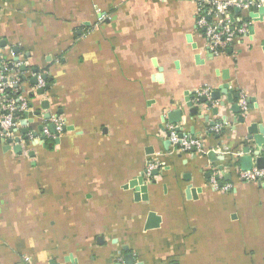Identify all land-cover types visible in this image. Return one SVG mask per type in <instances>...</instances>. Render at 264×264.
Returning <instances> with one entry per match:
<instances>
[{
	"label": "crops",
	"instance_id": "0c3cea01",
	"mask_svg": "<svg viewBox=\"0 0 264 264\" xmlns=\"http://www.w3.org/2000/svg\"><path fill=\"white\" fill-rule=\"evenodd\" d=\"M196 7L0 0V57L49 80L40 93L32 77L24 82L28 115L11 142L0 138V264H124L129 253L134 264H264V182L223 168L218 184L232 187L209 183L228 157L239 165L248 125L264 126V12L244 13L252 31L212 56ZM223 84L227 93L202 113L187 104L197 89ZM176 109L181 120L172 123ZM52 113L64 130L42 140ZM213 123L223 124L219 133H209ZM168 124L199 137V149L174 147ZM210 147L224 158L211 161ZM150 162L158 172L143 176L147 198L135 199L128 183ZM149 211L160 222L147 229Z\"/></svg>",
	"mask_w": 264,
	"mask_h": 264
},
{
	"label": "built area",
	"instance_id": "2783aa9c",
	"mask_svg": "<svg viewBox=\"0 0 264 264\" xmlns=\"http://www.w3.org/2000/svg\"><path fill=\"white\" fill-rule=\"evenodd\" d=\"M262 5H264V0H197L196 28L202 31L211 55L225 54L241 37L246 36L249 32L250 22L246 20L244 13H254ZM234 9H239L240 13L234 14ZM43 75L41 71H32L25 62L4 61L0 57V138H11L18 128L19 115L29 110V101L26 97L21 96V94L16 95V97L14 95L9 96L5 90L18 91L30 77L36 78L35 88L44 90L48 82ZM211 90L208 86L197 89L195 92V103L200 96H205L209 103L211 102L212 105H215V101L211 100ZM238 104L241 113H244L247 110V101L243 94H241ZM203 105L199 106L202 107ZM49 124L54 125V132L49 130ZM222 127L223 124L214 123L210 126L209 133H219ZM63 130L64 121L62 117L52 113L48 124L42 126L40 133L45 137L54 138L58 137ZM167 132L168 139L177 149L188 152L193 149L195 151L199 149V137L179 136L178 132L175 131V126L172 124L167 125ZM27 137V139H38V136L30 132L27 133ZM208 150L215 152L216 148L210 147ZM223 151L226 154L232 153L226 146L223 147ZM158 166V163L155 162L148 163L142 173L143 176L150 178L152 171L158 169ZM222 166L229 169L232 173L234 172L239 181L246 183L264 182V167L259 168L253 165L249 169H242L233 155L228 157ZM220 174H224L223 169L221 172L214 170L210 177V185L214 189L222 191L230 189L232 187L231 183L218 184L217 178L220 177Z\"/></svg>",
	"mask_w": 264,
	"mask_h": 264
},
{
	"label": "water",
	"instance_id": "95a60500",
	"mask_svg": "<svg viewBox=\"0 0 264 264\" xmlns=\"http://www.w3.org/2000/svg\"><path fill=\"white\" fill-rule=\"evenodd\" d=\"M257 11H258L259 16H261V14L264 12V6L258 8ZM254 15H256V13ZM249 31H252L251 27H250ZM35 71H37V69H35ZM43 77L46 79L45 74L43 75ZM23 79H25V78L23 77ZM30 81L32 84H35L36 78L32 77V79H30ZM46 87H49L48 83H47ZM219 90L218 91L214 90L211 93V98H218L220 95V92L227 93V84H223ZM37 92L38 93L43 92V89H37ZM187 104L192 107L194 113H196L198 111H200V113H202L201 112V106H199L198 104H205V105L207 104L208 105V101H207L205 96H200L196 103L189 101V103H187ZM193 104H195V106ZM236 108H238V107H236ZM216 110H217L216 108L213 109L214 112ZM24 114H27V113L25 112ZM49 116H50L49 114L45 115V117H49ZM180 120H181V110L176 109V110L172 111L171 122L176 123V122H179ZM20 122H21V124H24L25 119H21ZM48 128L51 132H54V125L53 124H49ZM24 131H26V130H23V132ZM175 131L178 132L179 136H182V134L180 133V127L175 126ZM41 139L44 140L45 136H42ZM11 140L12 139H10V138H6V139L1 138V141H3V142L4 141L11 142ZM15 149L19 150L20 145H17V148H15ZM193 151H195V149H193ZM241 152H242V154L239 156V166L242 169H249L253 165H255L259 168L264 167V126L262 124L253 122V123H250L248 125L246 141L243 142ZM206 156L211 161H213V160L217 161V160H221L224 158L223 155H218L213 150H208L206 152ZM253 158H254V163H253ZM218 169L222 170L223 166L219 165ZM157 172H158V169H155L152 171L151 175H155ZM224 177L226 179H230V174L227 173V174H225ZM257 183L259 185L262 184V182H260V181H258ZM128 187L134 189V198L135 199H146L147 198V195H146L147 185L144 183V178H143L142 174L138 178L131 180L128 183ZM188 189H191V187L189 186ZM188 189H187V194H188ZM159 222H160V217L155 212L149 211L148 216H147V220H146V224H145V228L148 229V228L157 227L159 225ZM119 264H121V263H119ZM124 264H134V258L131 255V253L125 255ZM139 264H141V263H139Z\"/></svg>",
	"mask_w": 264,
	"mask_h": 264
},
{
	"label": "trees",
	"instance_id": "16d2710c",
	"mask_svg": "<svg viewBox=\"0 0 264 264\" xmlns=\"http://www.w3.org/2000/svg\"><path fill=\"white\" fill-rule=\"evenodd\" d=\"M32 70V69H31ZM49 80H47V82H48ZM5 92L9 95V96H15L16 97V95H18V94H21V90L20 89H18V91H16V90H11V89H6L5 90Z\"/></svg>",
	"mask_w": 264,
	"mask_h": 264
}]
</instances>
